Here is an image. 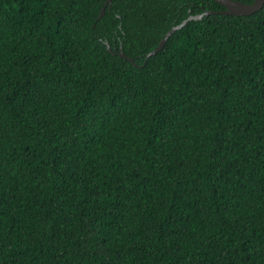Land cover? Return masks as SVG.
I'll list each match as a JSON object with an SVG mask.
<instances>
[{
    "label": "trees",
    "instance_id": "trees-1",
    "mask_svg": "<svg viewBox=\"0 0 264 264\" xmlns=\"http://www.w3.org/2000/svg\"><path fill=\"white\" fill-rule=\"evenodd\" d=\"M105 2L0 0V264H264V6Z\"/></svg>",
    "mask_w": 264,
    "mask_h": 264
},
{
    "label": "water",
    "instance_id": "water-1",
    "mask_svg": "<svg viewBox=\"0 0 264 264\" xmlns=\"http://www.w3.org/2000/svg\"><path fill=\"white\" fill-rule=\"evenodd\" d=\"M113 0H106L105 5L100 13V17H102L105 13V7L112 3ZM217 2H219L221 5H223L225 8L222 10H205L203 13L197 14V15H190L189 17H187L186 19H184L181 23H179L178 25L173 26L166 34L165 36L160 40L158 46L151 50L147 57H146V61L147 59L157 53L159 50H161L166 41L168 40V38L170 37V35L182 28L189 20L191 19H200L204 16V14H210V13H223V14H233V15H249L252 14L258 10H260L263 6H264V0H253V2H243L240 0H215ZM108 49L110 51H112V48L110 45H108ZM120 54L124 57L129 59L131 62L136 63L135 60L132 57H129L128 55H126L123 51V49L121 48L120 50Z\"/></svg>",
    "mask_w": 264,
    "mask_h": 264
}]
</instances>
